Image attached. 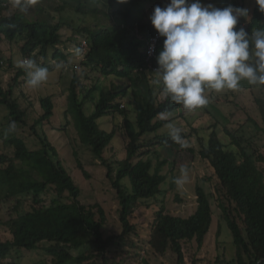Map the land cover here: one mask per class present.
Here are the masks:
<instances>
[{"label":"trees","instance_id":"obj_1","mask_svg":"<svg viewBox=\"0 0 264 264\" xmlns=\"http://www.w3.org/2000/svg\"><path fill=\"white\" fill-rule=\"evenodd\" d=\"M100 1L107 10L112 9V0ZM143 1L130 0L129 4L137 6ZM216 1L219 8L229 5L244 8L246 5V0ZM7 2L0 0V44L4 38L15 42L24 37L25 44L21 48L24 58L32 57L37 61L42 57L47 60L52 53L53 59L66 61L68 57L60 48L63 43L61 30L69 24L74 34H79L87 44V55L82 64L89 70L99 71L105 77L126 81V84L113 83L105 87L97 81L88 89L82 78L75 74L69 87L66 113L74 114L75 127L82 142L90 147L106 169V177L117 193V212L122 231L106 235L105 209L99 204L87 206L80 202V186L59 159L48 136L45 133L38 134L39 125H50L54 121L55 104L53 97L47 96L41 99L44 113L32 126V130L41 144L40 154L49 167V178L35 180L30 177L29 172L34 169L38 155L19 137L4 140V143L14 148L12 157L0 154V201L9 203L17 200L5 224L12 239L0 234V264H21L16 260L8 261V258L12 252L22 250H44L48 255L44 264H119L116 262L119 256L130 248L140 246L136 242L139 227L133 223L135 212L144 206L151 208L153 201L159 204L158 196L163 193L162 186L166 177L161 174V170L167 160L158 161L154 168L150 156L153 154L155 158H160L161 153L157 147L181 149L168 133L158 134L168 123L161 120L159 114L172 113L182 107L173 103L160 87L152 83L156 76L150 65L159 67L157 56L165 38L161 37L159 41L156 58L148 62V42L157 31L151 22L143 18L122 12L119 13L122 16L120 23L113 27L103 26L101 22L89 24L85 23L88 22L87 16L97 17L103 13L110 20L108 13L84 8L88 0L61 1L54 8L55 11L63 14L72 10L79 18H85V22L75 28V20L62 22L53 16L54 23H51L31 20L20 13L9 14ZM205 2L202 0L203 4ZM250 17L248 22L246 18H241L238 27L244 26L250 34L253 29L264 27V13L259 11L256 0ZM70 41L77 42L74 38ZM1 62L0 48V67ZM24 74L23 70L18 71L14 79L15 87ZM129 95L135 108L134 120L119 102ZM89 100L95 102V109L88 115L85 104ZM2 106L9 112L6 117L9 124L15 122L27 125L28 110L22 109L14 96V86L5 90L0 81ZM260 109L264 111L263 107ZM117 114L123 119L120 132L125 139L126 157L114 162L105 158L104 153L117 135V128L107 132L100 128L98 121L104 116ZM68 126L66 124L64 129ZM222 133L230 139L229 142L222 140ZM154 134H157L154 138L144 140L146 136ZM181 135L184 140L188 139L183 132ZM198 141L201 147L199 155L211 171L208 181L216 189L215 195L223 210V220L231 232L235 248L233 258L217 261L221 264H264V169L261 165L264 157L258 152H251L244 145L245 140L240 131L227 125H213L209 137L206 140L199 138ZM190 152L193 154L194 150ZM16 161L25 167L27 165L28 170L18 169ZM79 168L89 178L81 163ZM126 180L129 184L125 183ZM196 192L198 205L191 216L183 218L169 214L164 205L154 214L148 243L161 257L168 253L174 255L176 264H199L201 260L198 253L204 248L212 229L214 213L211 201L201 187H197ZM44 194L52 195L50 205H46L42 197ZM25 195L31 197L32 204L29 210L22 212L20 198ZM194 244L197 245L196 251H193ZM88 246L91 247L89 257L75 256L73 253Z\"/></svg>","mask_w":264,"mask_h":264},{"label":"rangeland","instance_id":"obj_2","mask_svg":"<svg viewBox=\"0 0 264 264\" xmlns=\"http://www.w3.org/2000/svg\"><path fill=\"white\" fill-rule=\"evenodd\" d=\"M61 1L64 0H38L37 4L32 6L27 13L19 12L13 7V0H8L6 6L9 7L7 11L11 13L23 14L26 18L31 20H39L44 22H53V16L56 20L62 22H69L75 20V28L79 27L85 18L81 19L72 10H67L63 14L55 11ZM72 2L73 0H69ZM80 0H77V2ZM69 2V4H70ZM113 5L111 10H107L100 0H88L84 8L106 12L110 20L103 13L96 15L97 17L87 16L89 24H96L101 22L103 26L113 27L120 23L122 16L119 13H130L131 15L143 18L147 22H151L150 16L156 6L165 7L170 0H144L137 6H132L129 3L121 4L118 0H112ZM213 5L219 8L216 0H206L205 6ZM254 0H246L244 8L249 9V17L246 21H250V12ZM101 15L103 19H101ZM107 18V19H106ZM243 18V17H242ZM103 20V21H102ZM54 23V22H53ZM63 43L60 48L67 55L68 60L58 61L53 59L52 53L49 58L45 60L42 57L37 59V63L49 69V78L47 82L38 88H31L26 84V74L22 75L18 80V85L15 87L16 74L20 69L18 63L25 59L21 52V48L25 44V38L15 42H9L5 38L0 44L1 48V67H0V81L5 90H9L14 86V96L19 100L22 109L28 110L27 125L15 124V129L9 131V123L6 119L8 110L2 106L0 107V154H7L12 157L14 148L4 140L12 137L21 138L31 151L37 152V159L34 164V169L30 173L32 179L42 180L49 178V167L44 159L41 157L40 149L41 144L38 137L32 130V126L43 115L44 111L41 107V99L47 96H52L55 104V115L52 124L39 125L37 132L39 135L44 133L48 136L49 141L57 150L59 159L64 164L66 169L74 178L75 182L80 186L82 195L80 202L84 205L90 206L99 204L102 206L107 215V222L105 225L106 235L111 233H120L122 231L119 217H118V200L117 193L112 187L111 183L106 177V169L101 165V161L93 154L90 147L84 144L75 127L74 114L68 111V96L69 87L75 74L82 78V81L89 89L97 81L100 86L110 87L113 83L116 85H125L126 81H122L115 77H105L99 71L89 70L82 62L85 61L87 55V44L83 42L79 34H74L73 30L69 28V24L62 30ZM74 36V37H73ZM74 38L76 41H70ZM141 38V37H139ZM79 47L82 49V54L75 57L73 48ZM33 59L32 57H30ZM63 62L64 68L57 69L56 65ZM51 65H50V64ZM87 76L88 78H84ZM242 87L238 91L224 90L222 92H215L214 90H206L205 95L208 98V104L197 108L195 110H187L183 106L175 112L171 113L170 120L175 125L182 129V132L188 136L185 143L188 147L165 149L156 148L161 153L160 158H152L154 168L157 167L158 161L167 160V164L162 167L161 174L166 177V182L162 186V194L158 196L159 204L153 201L151 208L146 206L139 208L133 218V223L139 227V237L136 238L140 246L134 249H128V252L123 253L116 259L119 264H144L143 260L148 264H176V257L171 253L161 257L157 255L148 243L151 232V225L155 217V211L161 205H164L166 212L178 217H189L195 213L197 209V187L204 189L208 195L214 213V221L211 232L206 238L204 248L198 253V258L201 262L199 264H221V261H228L234 257V245L231 232L223 220V210L217 200L216 189L213 187L208 178H210L211 171L207 164L201 159L199 151V138L207 139L209 137L210 128L213 125L228 126L240 131V135L244 137V145L252 150L251 152H258L264 157V86L249 85L246 81L241 82ZM124 105L125 110L130 112L134 120L135 108L132 104L131 96L119 101ZM95 102L89 100L85 104V112L89 115L94 112ZM255 121V123L253 122ZM123 119L120 115L104 116L98 123L102 130L111 132L117 128V135L115 136L112 144L107 148L104 157L111 161H120L125 159V139L120 132ZM169 122V121H168ZM69 126L65 130V126ZM119 128V130H118ZM168 133L166 126L161 129L158 134L163 135ZM157 134L148 135L144 140L154 138ZM222 140L229 142L230 139L222 133ZM193 149V154L190 150ZM79 163L82 164L84 170L89 175L87 178L84 172L79 168ZM264 169V162L261 161ZM18 169L24 168L28 170V166H24L20 161H16ZM189 169V182L178 190L177 185L173 182L174 178L180 175L181 167ZM129 184L128 180L125 181ZM46 205L51 203V194H44L42 196ZM22 206L20 211L25 212L30 209L32 199L29 196H22ZM17 200L5 203L4 200L0 201V234L4 238L12 239L6 223L10 218V211L16 206ZM46 246V243H44ZM193 251H196L197 245L194 244ZM233 246V247H232ZM90 246L73 252L75 256H88ZM48 255L44 250L37 251H15L12 252L8 261L16 260L21 264H44ZM187 262L189 260L187 259Z\"/></svg>","mask_w":264,"mask_h":264},{"label":"clouds","instance_id":"obj_3","mask_svg":"<svg viewBox=\"0 0 264 264\" xmlns=\"http://www.w3.org/2000/svg\"><path fill=\"white\" fill-rule=\"evenodd\" d=\"M37 2L13 0V7L27 13ZM129 2L118 0L121 4ZM256 4L264 13V0H256ZM242 17H249V9L234 5L205 6L202 0H170L163 8L156 6L150 20L158 35L165 39L157 56L159 67L152 83L173 103L187 110L207 105L205 93L209 89L238 91L242 81L264 86V27L253 29L250 34L244 26L238 27ZM72 51L75 57L82 54L79 47ZM17 66L26 74L27 86L33 89L49 78V69L34 59L25 58ZM64 66L61 62L56 68ZM170 117V112L159 114L161 120L169 121L165 126L172 141L181 148L188 147L181 135L182 129ZM14 129L15 122L9 125V131ZM189 180V169L185 166L173 182L182 190Z\"/></svg>","mask_w":264,"mask_h":264},{"label":"built area","instance_id":"obj_4","mask_svg":"<svg viewBox=\"0 0 264 264\" xmlns=\"http://www.w3.org/2000/svg\"><path fill=\"white\" fill-rule=\"evenodd\" d=\"M160 39H161V37L156 32L151 37V39L149 40L148 46H147L148 62H152V60H154L156 58V56H157V48H158ZM84 43L86 44V42H84ZM150 49H152L151 53H150ZM150 68L152 69L154 75L156 76L155 72L158 70V67H154L151 64ZM121 107H124V106L122 105Z\"/></svg>","mask_w":264,"mask_h":264}]
</instances>
